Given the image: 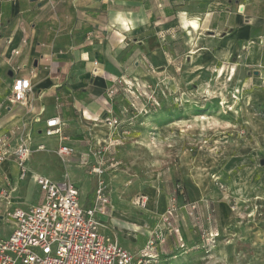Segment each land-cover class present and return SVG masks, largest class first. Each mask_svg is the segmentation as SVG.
<instances>
[{"label": "crops", "instance_id": "obj_1", "mask_svg": "<svg viewBox=\"0 0 264 264\" xmlns=\"http://www.w3.org/2000/svg\"><path fill=\"white\" fill-rule=\"evenodd\" d=\"M191 71L194 79L208 71L225 74L230 90H241L252 105L264 106V0H0V135L12 146L24 141L45 147L29 155L23 175L13 160L0 163V238L13 229L9 213L42 202L35 177H67L78 189L81 206L88 207L96 176L79 163L82 154L111 142L110 152L131 168L127 164L137 156L138 135L126 140L120 124L113 128L102 120L107 115L122 122L127 108L123 82L146 83L152 93L157 87L163 94L184 93L181 79ZM19 78L29 81V90L22 103L11 104V87ZM50 117L59 118L63 138L44 136ZM149 117L161 130L170 121L164 112ZM157 139L162 141L159 134ZM61 143L73 149L65 177L53 175L60 172L54 151ZM146 150L151 172L140 193L147 196L144 214L131 211L135 195L129 198L128 187L123 188L126 171L119 164L104 175L111 204L98 216L100 231L138 256L158 230V216L178 185L176 222L186 250L164 231V241L154 248L158 264H177L176 258L196 250L199 240L183 203L196 202L200 212L212 209L219 232L228 222L225 194L210 178L220 173L222 179L223 173L211 150L179 151L172 164L169 150ZM84 180L90 183L81 195Z\"/></svg>", "mask_w": 264, "mask_h": 264}, {"label": "rangeland", "instance_id": "obj_2", "mask_svg": "<svg viewBox=\"0 0 264 264\" xmlns=\"http://www.w3.org/2000/svg\"><path fill=\"white\" fill-rule=\"evenodd\" d=\"M192 72H187L190 82H186L187 77L181 79L184 93L163 94L158 87L152 93L146 83L123 85L127 108L119 124L126 132V140L138 135L141 143L137 144V156L127 164L130 169L120 164L111 152L121 165L114 169L119 166L123 168L120 170L125 169L127 179L122 186L128 187L130 198L144 192L143 187L149 184V178H145L151 172L146 149L169 150L171 164L177 160L179 151L190 154L213 151L218 155V171L223 173L220 180L224 184L228 222L221 226L223 229L213 248L189 250V254L176 258L177 264H264V106L252 105L249 96L241 90H230L224 82L225 74L216 77L218 72L208 71L199 77L195 74L194 79ZM161 111L168 113L170 119L165 130L149 117ZM118 133L123 138L120 128ZM158 134L162 141L157 139ZM57 148L54 153L60 172L53 175H63L66 163L56 153ZM217 174H211L212 182V176ZM113 179L114 174L110 178V190L114 187ZM88 182L84 180L82 187L78 186L81 195ZM130 207L139 215L146 209L138 211ZM144 227H149L147 221Z\"/></svg>", "mask_w": 264, "mask_h": 264}, {"label": "built area", "instance_id": "obj_3", "mask_svg": "<svg viewBox=\"0 0 264 264\" xmlns=\"http://www.w3.org/2000/svg\"><path fill=\"white\" fill-rule=\"evenodd\" d=\"M28 90L27 79H15L8 101L11 104L22 103ZM102 120L113 128L119 125L118 119L114 117L105 115ZM61 130L58 117L45 120L44 136L63 138ZM110 146V142L96 146L79 158V163L89 165V171L96 176L92 203L88 207L81 206L78 189L67 177L57 181L35 177L43 200L38 205L27 209L16 208L9 213L13 229L6 238H0V264H158L154 248L157 243L164 241L163 231L165 235H175L178 248L186 250L176 222L179 209L177 196L182 194L178 185L164 211L158 216V230L149 235L138 256L100 231L98 216L105 215L111 204L109 185L104 175L119 164L111 155ZM43 149L45 147L42 144L32 147L24 141L12 146L7 136L0 135V163L13 160L22 175L29 155L34 150ZM56 153L66 163L73 149L61 143ZM91 157L94 163H91ZM212 177L217 187L223 189L224 184L219 176ZM132 204L139 209L145 208L147 196L135 195ZM181 207L199 234V240L193 248L205 251L213 248L220 232L215 226L212 209L207 206L205 211L200 212L196 202L183 203Z\"/></svg>", "mask_w": 264, "mask_h": 264}, {"label": "trees", "instance_id": "obj_4", "mask_svg": "<svg viewBox=\"0 0 264 264\" xmlns=\"http://www.w3.org/2000/svg\"><path fill=\"white\" fill-rule=\"evenodd\" d=\"M162 112H164V111L158 112L157 114H154V115H151V116H157L158 114H162ZM164 114H165L166 117H169V116H168V113L166 114V113L164 112Z\"/></svg>", "mask_w": 264, "mask_h": 264}]
</instances>
